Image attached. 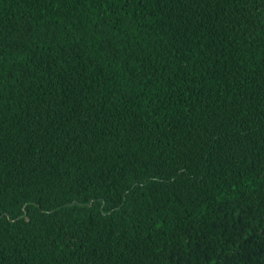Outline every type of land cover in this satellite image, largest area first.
<instances>
[{
    "label": "trees",
    "instance_id": "trees-1",
    "mask_svg": "<svg viewBox=\"0 0 264 264\" xmlns=\"http://www.w3.org/2000/svg\"><path fill=\"white\" fill-rule=\"evenodd\" d=\"M0 264H264V0H0Z\"/></svg>",
    "mask_w": 264,
    "mask_h": 264
}]
</instances>
